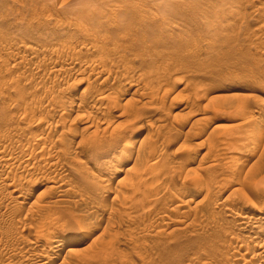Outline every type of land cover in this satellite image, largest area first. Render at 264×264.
I'll return each instance as SVG.
<instances>
[{
	"label": "rangeland",
	"instance_id": "obj_1",
	"mask_svg": "<svg viewBox=\"0 0 264 264\" xmlns=\"http://www.w3.org/2000/svg\"><path fill=\"white\" fill-rule=\"evenodd\" d=\"M94 1L0 0V264H264V0Z\"/></svg>",
	"mask_w": 264,
	"mask_h": 264
},
{
	"label": "bare ground",
	"instance_id": "obj_2",
	"mask_svg": "<svg viewBox=\"0 0 264 264\" xmlns=\"http://www.w3.org/2000/svg\"><path fill=\"white\" fill-rule=\"evenodd\" d=\"M73 1H74V0H72V2H71V3H74L73 5L70 4V3H69V5H67L66 3H64V5H65V4L67 5V6L65 5L66 7H65V6H64V7H65V8H68V6H71V5H72L71 7H73V10H74V6H75L76 4H78L79 1H78V0H76V1H78V2H75V1L73 2ZM82 1H83V2H81L82 4L84 3V1L88 3V6H89L88 8H90V6L93 7V8H95V6H96V5L93 6L92 4H89V3H93L92 0H87V1H86V0H82ZM89 1H90V2H89ZM93 1H94V0H93ZM107 1H109V0H107ZM107 1H106V2H107ZM94 2H95V1H94ZM98 2H99V0H98ZM98 2L96 1V3H98ZM109 2H110V1H109ZM109 2H108V3H109ZM87 3H84V4H87ZM99 3H101V0H100ZM102 3H103V2H102ZM108 3H107V4H108ZM93 4H94V3H93ZM78 5H79V4H78ZM103 5H105V1H104ZM103 5H100L99 7L101 8V7H105V6H107V7H108V6H111L110 4L105 5V6H103ZM83 6H84V5H83ZM97 6H98V4H97ZM97 6H96V8H98L97 10H99V7H97ZM64 7H63V8H64ZM75 7H76L77 10L75 9V10H74V13H76V11L78 12V9L80 10L79 7H78V8H77V6H75ZM81 7H82V6H81ZM84 8H85V7H84ZM88 8H87V9H88ZM96 8H95V9H96ZM108 8H109V7H108ZM87 9H83V11L80 10V11H82V12L85 14V15H84V16H85L84 19L86 18V15H87V18H89L90 14H91V13H95V11H96V10H94V9L92 10V8H90L91 10L89 9L88 12H86ZM103 9H105V11H107V8H103ZM103 9L101 8L100 11H102ZM117 9L119 10V8H116L115 10H117ZM66 10L68 11L69 9H65V13L67 12ZM71 10H72V8H70V10H69L67 13H70ZM73 10H72V12H73ZM84 10H85V11H84ZM110 10H111V8H109L108 11H110ZM112 10H114L113 7H112ZM118 10H117V11H118ZM89 11H90V13H89ZM91 11H93V12H91ZM72 12H71L70 17H72V16L75 17L76 14H73ZM85 12H86V13H85ZM96 12H99V11H96ZM102 12H103L104 15L107 13V12L104 13V10H103ZM121 12H122V10H121ZM78 13H79L78 15L83 14V13H81V12H78ZM80 13H81V14H80ZM110 13H112V12H108V15H109ZM114 13H115V12H114ZM114 13H113V14H114ZM116 13H117V12H116ZM118 13H119V11H118ZM72 14H73V15H72ZM95 14H97V13H95ZM65 15H68V14H65ZM78 15H76V17H77ZM97 15H98V14H97ZM99 15L101 16L102 14L99 13ZM108 15H107V16H108ZM111 15H112V14H111ZM61 16H64V15L62 14ZM68 16H69V15H68ZM82 16H83V15H82ZM91 16H92V15H91ZM95 16H96V15H95ZM95 16H93L94 18H92V17H90V18H92L93 20H94V19H95V20H96V19H99V20L101 19V18H97V17H99V16H97V17H95ZM114 16H116V15H114ZM117 16H118V15H117ZM117 16H116V17H117ZM121 16H122V15L119 14L118 19H120V21H122V20H121V18H122ZM76 17L74 18V19H76V21L78 20V22H80V23H81V21H83V20L78 19L79 17L83 19V17H81V16H79L78 18H76ZM111 17H112V16H111ZM87 18H86L85 20H87ZM90 18H89V20H91ZM102 18L104 19L103 16H102ZM63 19H65V18H63ZM67 19L69 20V18L66 17V20H67ZM72 19H73V18H72ZM105 19H106V15H105ZM111 19H113V18H111ZM116 19H117V18H116ZM68 20H67V21H68ZM85 20H84V22H85ZM99 20H97V21H99ZM72 21H73V20H71L70 22L72 23ZM97 21H95V22H96L97 27H98V25L100 26V24H98ZM101 21H102V19H101ZM103 21H104V20H103ZM103 21H102L101 23H103ZM108 21H110V20H108ZM74 22H75V20H74ZM78 22H77V23H78ZM84 22H83L82 25H84ZM86 22H87V21H86ZM88 22H89V24H90V21H88ZM88 22H87V23H88ZM92 22H93V21L91 20V24H92ZM105 22H106V21H104V24H105ZM110 22L113 23V21H110ZM117 22H119V21L117 20ZM117 22H116V23H117ZM71 23H70V24H71ZM77 23H76V24H77ZM80 23H78V24H80ZM114 23H115V22H114ZM72 24H73V23H72ZM72 24H71V25H72ZM89 24H88V26L91 28V26H92L93 24H92V25H91V24L89 25ZM94 24H95V23H94ZM117 24H118V23H117ZM71 25H70V26H71ZM73 25H75V23H74ZM73 25H72V26H73ZM80 25H81V24H80ZM86 25H87V24H86ZM110 25H111V24H110ZM115 25H116V24H115ZM77 26H78V25H77ZM102 26H103V25H102ZM105 26H107V24H106ZM79 27H82V26H78V28H79ZM84 27H85V26H84ZM94 27L97 28L96 26H94ZM94 27H92V28H94ZM119 27H120V26H119ZM75 28H76V27H75ZM78 28H76V30H77ZM87 28H88V27H87ZM87 28H85V29H84L83 27L81 28L82 30L84 29V31H82V32H83V35H84V32H85L86 30L89 29V28H88V29H87ZM92 28H91V30H92V32H93L94 29H92ZM100 28H101V27H100ZM98 29H99V27H98ZM98 29H95V30H98ZM101 29H102V28H101ZM79 30H80V29H79ZM79 30H78V31H79ZM102 30H103V29H102ZM117 30H118V29H117ZM78 31H77V32H78ZM88 31H89V30H88ZM88 31L85 32V35H86V33H87ZM113 31H114V34H115V28H114ZM118 31H119V30H118ZM92 32H91V33H92ZM96 32H97V31H95V35H97V33H98V32H97V33H96ZM99 32L102 33L101 30H100ZM111 32H112V31H111ZM119 32H120V34L122 33V31H119ZM119 32H116V33L119 34ZM140 32H141V31H140ZM105 33H106V31L104 32V30H103V33H102L101 36H103V34H105ZM78 34H79V33H78ZM78 34H77V35H78ZM89 34H90V31H89ZM112 34H113V33H112ZM143 34H144V33H143ZM93 35H94V34H93ZM98 35H99V33H98ZM98 35H97V36H98ZM105 35H106V34H105ZM122 35H123V34H121L120 36H122ZM99 36H100V35H99ZM101 36H100L99 38H101ZM111 36H112V35H111ZM115 36H117V37L119 38L118 35L115 34ZM115 36L113 35V37H112L111 39H113ZM88 37H89V36H88ZM88 37H87V38H88ZM90 37H91V36H90ZM94 37H95V36H94ZM106 37L109 38L108 35H106ZM130 37H131V35H130ZM139 37H141V36L139 35ZM99 38H98V40H99ZM102 38H103V37H102ZM102 38H101V40H102ZM122 38H123V37H122ZM122 38H121V39H122ZM129 39H130V38H129ZM88 40H89V38H88ZM115 40H118V39L116 38ZM92 41H93V40H91L90 43H91ZM94 41H95V40H94ZM99 41H100V40H99ZM111 41H113V40H111ZM111 41H110V42H111ZM118 41H119V40H118ZM118 41H116V42L119 44ZM94 43L96 44V42H94ZM101 43H102V42H101ZM111 43H112V42H111ZM113 43H115V42H113ZM95 44H94V45H95ZM104 44H106V43H104ZM104 44H103V45H104ZM115 44H116V43H115ZM97 45H98V44H97ZM109 45H113V46H114V44H109ZM109 45H108V46H109ZM116 45H117V44H116ZM116 45H115V46H116ZM120 45H122V44L120 43ZM98 46H99V45H98ZM94 47H95V46H94ZM116 47H117V46H116ZM99 48H100V47H99ZM117 48H120V47L118 46ZM117 48H116V49H117ZM100 49H101V48H100ZM106 49H107V47H106ZM108 49H109V48H108ZM114 49H115V48H114ZM107 51H108V50H107ZM115 51H116V50H115ZM101 52H102V51H101ZM88 60H89V59H88ZM100 61H104V60H100ZM87 62H88V61H87ZM89 62H91V61L89 60ZM92 62H93V60H92ZM92 62H91V63H92ZM95 62H96V61H95ZM104 62H105V61H104ZM85 63H86V62H85ZM96 63H97V62H96ZM98 63H99L100 65H102L100 62H98ZM93 64H94V63H93ZM89 66H91V65H89ZM94 66H95V64H94ZM97 66H98V65H96L95 67H97ZM72 67H74V66H72ZM72 67H71V68H72ZM95 67H93L92 69H95V70H96ZM98 67H99V66H98ZM98 67H97V68H98ZM53 68H54V67H53ZM59 69H60V68H59ZM69 69H70V68H69ZM98 69H99V68H98ZM102 69H103V68H102ZM39 70H40V69H39ZM74 70H75V69H74ZM103 70H104V69H103ZM55 71H57V70H55ZM55 71H54V72H55ZM76 71H77V70H76ZM78 71H79V70H78ZM99 71H100V69H99ZM104 71H105V70H104ZM37 72H38V71H37ZM99 73H100V72H99ZM99 73L97 72V74H99ZM101 73H102V72H101ZM105 73H106V72H105ZM37 74H39V73H37ZM101 75H102V74H101ZM86 90H87V89H86ZM84 93H85V92H84ZM101 96H102V95H101ZM106 97H107V96H106ZM95 102H96V101H95ZM48 104H50V103H48ZM52 104H53V103H52ZM52 109H53V107H52ZM59 109H61V108H59ZM47 111H48V109L46 110V112H47ZM51 112L53 113L52 110H51ZM54 112H55V110H54ZM57 112H58V111H57ZM57 112H56V114H57ZM47 113H49V111H48ZM48 115H49V114H48ZM134 115H135V114H134ZM50 117H51V116H50ZM42 122H43V121H42ZM42 122H41V124H42ZM46 122H47V121H46ZM38 127H39V125H38ZM45 127H46V126H45ZM49 128H50V127H49ZM47 129H48V128H47ZM47 129H46V130H47ZM128 129H129V128H128ZM39 131H40V130H39ZM43 131H45V130H43ZM43 131H42V132H43ZM129 131H130V129H129ZM40 133H41V132H40ZM44 133H45V132H44ZM123 133H124V132H123ZM115 134H116V133H115ZM115 134L113 135V137L115 136ZM42 135H43V134H42ZM42 135H41V136H42ZM127 135H128V136H127ZM127 135H126V136L129 137V133H128ZM38 136H39V135H38ZM120 136H121V132H120V135H118L116 138H118V137H120ZM147 136H148V135H147ZM95 137H96V136H95ZM97 137H98V136H97ZM121 137H122V136H121ZM121 137H120V139H121ZM130 137H131V136H130ZM40 138H41V137H40ZM98 138H99V137H98ZM49 139H50V138H49ZM93 139H95V138H93ZM118 139H119V138H118ZM125 139H126V138H125ZM125 139H123V140H125ZM127 139H128V138H127ZM39 140H41V139H39ZM43 140H44V139H43ZM50 140H51V139H50ZM58 140H59V139H58ZM44 141H45V140H44ZM44 141H43V142H44ZM91 141H92V140H91ZM94 141H96V140H94ZM39 142H41V141H39ZM50 142H51V141H50ZM100 142H102V141H100ZM107 142H108V141H107ZM126 142H127V144H128V145L126 144V145H127V148H129V150H127V152H128V151L130 152V151H131V150H130L131 145L129 146V140H128V141L126 140L125 143H126ZM41 143H42V142H41ZM91 143H96V142H93V141H92ZM91 143H90V144H91ZM103 143H105V142L103 141L102 144H103ZM125 143H124V144H125ZM140 143H141V146H142V147L140 146V144H139V146L142 148V151H143V148H144V145H145V144H144V143L142 144V142H140ZM151 143H152V142H151ZM151 143H150V144H151ZM51 144H52V143H51ZM100 144H101V143H100ZM102 144H101V145H102ZM109 144H110V143H109ZM87 145H88V144H87ZM91 145H92V144H91ZM91 145H90V147H91ZM98 145H99V144H98ZM151 145H152V144H151ZM246 145H247V144H246ZM42 146H43V145H42ZM53 146H54V145H53ZM88 146H89V145H88ZM92 146H93V145H92ZM95 146H96V144H95ZM99 146H100V145H99ZM128 146H129V147H128ZM139 146H138V147H139ZM96 147H97V146H96ZM96 147H95V148H96ZM125 147H126V146H125ZM132 147H133V146H132ZM132 147H131V148H132ZM54 148H55V147H54ZM98 148H99V147H98ZM101 148H102V147H101ZM127 148H126V149H127ZM134 148H135V146H134ZM141 148H138V149H137L136 157H135V158H137V159H136L137 161L135 160L136 163L134 162V165H135V164H138V162H139L138 159H140V161H141V157H142L143 154H144V151L142 152V151H141ZM149 148H150V150H151V146H149ZM152 148H154V146H153ZM26 149H27V148H26ZM50 149H51V148H50ZM88 149H89V148H88ZM123 149H124V147H123ZM47 150H48V149H47ZM90 150H91V149H90ZM92 150H93V149H92ZM98 150H99V149H98ZM132 150H133V149H132ZM156 150H157V149H154V151H153V150L149 151V154H152L153 152H157ZM49 151H50V150H49ZM53 151H54V150H53ZM124 151H125V150H124ZM62 152H63V151H62ZM125 152H126V151H125ZM127 152H126V154H127ZM129 152H128V153H129ZM145 152H146V151H145ZM147 152H148V151H147ZM249 152H250V151H249ZM39 153H40V152H39ZM43 153H44V151H43ZM46 153H49V152L46 151ZM51 153H52V152H51ZM130 154H131V153H130ZM47 155H48V154H47ZM127 155H129V154H127ZM127 155L124 156L123 161H122V164H123V163L126 164V163H128L129 161H131L130 158H129V157H131V156L127 157ZM39 156H40V155H39ZM44 156H45V155H44ZM152 156H153V155H152ZM13 157H14V156H13ZM40 157H41V156H40ZM40 157H39V159H41ZM48 157H49V156H48ZM118 157H119V156H118ZM148 157H150V156H148ZM153 157H154V156H153ZM153 157H152V158H153ZM119 158H120V157H119ZM119 158H118V159H119ZM143 158H144V157H143ZM8 159H9V158H8ZM11 159H12V158H11ZM11 159H10V160H11ZM30 159H33V158H30ZM47 159H48V158H47ZM3 160H4V159H3ZM10 160H8V161H10ZM16 161H17V160H16ZM23 161H24V160H23ZM114 161H115V160H114ZM150 161H151V160H150ZM4 163H5V162H4ZM11 163H12V162H11ZM148 163H149V161H148ZM8 164H10V163H8ZM8 164H7V165H8ZM13 164H14V163H13ZM31 164H32V163H31ZM34 164H35V163H34ZM50 164H51V163H50ZM141 164H142V161H141ZM143 164H144V163H143ZM150 164H151V163H150ZM25 165H27V164H25ZM25 165H24V166H25ZM28 166H29V164H28ZM150 166H151V165L148 166L149 169L152 168L151 170L153 171L155 165L153 166V164H152V167H150ZM13 167H14V166H13ZM31 167H32V166H31ZM35 167H36V166H35ZM35 167H34V170H35ZM133 167H134V166H133ZM5 168H6V167H5ZM23 168H24V167H23ZM36 168H37V167H36ZM135 168H136V165H135L134 168H132V167L129 168V170H130V169H133V170H134ZM137 168H139V167L137 166ZM23 170H24V169H23ZM129 170H127V171H129ZM135 171H136V170H135ZM148 171H149V172H148ZM148 171H147V172H148V174H149L151 171H150V170H148ZM238 171H241V169L238 170ZM241 172H242V171H241ZM136 173H138V172L136 171ZM143 173H145V171H143ZM59 175H60V174H59ZM142 175H145V174H142ZM254 175H255V176H253L252 178L256 177V176H257V173L254 174ZM140 176H141V175H140ZM258 176H260V173H259ZM142 178H143V177H142ZM260 179H263L262 182L264 183V175H263V177H259V178H258V180H260ZM61 181H62V179H61ZM124 181H125V180H124ZM146 181H147V179H146ZM146 181H145V183H147V185H148V182H146ZM255 182H256V181H255ZM119 183H120L119 186H122V185H121V184H123L122 181H119ZM145 183H144V185H145ZM257 183H258V182H257ZM257 183H256V185H257ZM11 184H12V183H11ZM53 184H54V183H53ZM56 184H57V183H56ZM117 184H118V183H117ZM259 184H262V183H259ZM20 185H21V184H20ZM263 185H264V184H262V186H263ZM17 186H18V185H17ZM17 186H15V187L17 188ZM123 186H124V185H123ZM141 186H142V185H141ZM145 186H146V185H145ZM145 186H143V187L146 188L147 186H146V187H145ZM253 186H254V185H253ZM253 186H250V187H253ZM262 186H261V187H262ZM6 187H7V186H6ZM59 187H60V186H59ZM131 187H133V185H132V186L130 185L129 188H131ZM258 187H259V186H257V187L254 188V189H259V190H261V187H260V188H258ZM263 187H264V186H263ZM10 188H12V187L10 186ZM13 188H14V187H13ZM129 188H128V190H130ZM137 188H138V190H139L140 186L137 187ZM18 189H19V188H18ZM52 189H53V188H52ZM60 189H61V188H60ZM133 189L135 190V188L133 187V188L130 190V193H129V194H136V191H135V193H131V191H132ZM142 189H143V188H142ZM252 189H253V188H252ZM14 190H15V189H14ZM16 190H17V189H16ZM54 190H55V189H54ZM134 190H133L132 192H134ZM262 190H264V188H262ZM17 191H18V190H17ZM19 191H20V190H19ZM139 191H141V190H139ZM253 191H254V190H253ZM253 191H252V192H253ZM255 191H257V190H255ZM255 191H254V192H255ZM257 192H258V191H257ZM257 192H255V193H257ZM262 192H263V194H264V191H262ZM262 192L259 191L257 194L260 193V195H261ZM60 193H61V192H60ZM12 194H13V193H12ZM56 194H57V193H56ZM263 194H262V195H263ZM18 195H19V194H18ZM21 197H22V196H21ZM17 198H18V197H17ZM112 226H113V225H112ZM43 233H44V232H43ZM45 234H49V233L46 232ZM40 236H41V235H40ZM43 236H44V235H43ZM43 236H42L41 239H43V241H46L47 239L44 240ZM45 236H46V235H45ZM49 236H50V235H49ZM49 236H48V237H49ZM38 237H39V236H38ZM45 238H46V237H45ZM39 239H40V237H39ZM49 239H50V241H51V238H50V237H49ZM34 240H36V239L34 238ZM52 241H53V244H55V246H53V248H54V247H59V248L61 247V246H60V242H59V240H56V241L52 240ZM60 241H61V240H60ZM36 242H37V241H36ZM43 243H45V242H43ZM48 243H49V242H48ZM48 243H47L46 245L51 244V243H49V244H48ZM51 246H52V244L50 245V247H51ZM106 246H107V245H106ZM108 247H109V246H108ZM104 248H105V247H104ZM104 248H103V249H104ZM109 248H111V247H109ZM262 249H263V248H262ZM106 250H107V248H106ZM106 250H105V251H106ZM43 251H44V250H43ZM51 251H53V250H51ZM58 251H59V250H58ZM103 251H104V250H103ZM103 251H102V252H103ZM34 255H35V254H34ZM38 255H40V254H38ZM33 258H35V257H33ZM37 259H38V257H37ZM65 263H66V262H65Z\"/></svg>",
	"mask_w": 264,
	"mask_h": 264
}]
</instances>
